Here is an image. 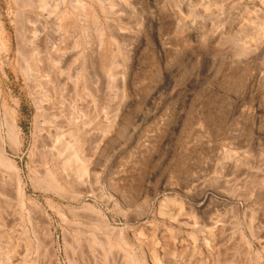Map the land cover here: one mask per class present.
Masks as SVG:
<instances>
[{
  "label": "rangeland",
  "instance_id": "1",
  "mask_svg": "<svg viewBox=\"0 0 264 264\" xmlns=\"http://www.w3.org/2000/svg\"><path fill=\"white\" fill-rule=\"evenodd\" d=\"M27 1L0 0V118L22 129L27 197L0 166V264H264V0H81L103 41ZM58 45L67 89L46 77ZM80 137L88 176L57 155L46 174L43 140Z\"/></svg>",
  "mask_w": 264,
  "mask_h": 264
},
{
  "label": "bare ground",
  "instance_id": "2",
  "mask_svg": "<svg viewBox=\"0 0 264 264\" xmlns=\"http://www.w3.org/2000/svg\"><path fill=\"white\" fill-rule=\"evenodd\" d=\"M22 1V0H21ZM24 5L26 4L27 0H24ZM17 2V1H16ZM29 1H27L28 3ZM36 3V2H35ZM21 4V3H20ZM19 5V4H18ZM21 5V6H22ZM32 4L30 3L29 6H31ZM59 5L63 6V9L59 8ZM26 6V5H25ZM26 6V9L28 8ZM33 7H36L33 5ZM38 9L39 12H41V14L47 12L49 14V17H52L54 19V26L52 27V29H54L55 32L59 33V34H63L65 36L66 39H73L75 37V34H77L78 36V41L80 40V37L82 36V33L84 35V33L86 32L85 28V23L84 22H89L91 21L92 24H94L95 27L97 28V32L99 35V38L102 37L103 41V36H104V28L101 26V21H100V17L98 14V11L94 9V7H91L90 5H87L86 3H84L81 0H38ZM102 9V8H101ZM108 9V8H107ZM29 10V8H28ZM37 13V12H36ZM34 14V13H33ZM46 15V13H45ZM39 16V15H38ZM43 16V15H41ZM40 16V17H41ZM48 16V15H46ZM42 18V17H41ZM51 18V19H52ZM42 19H46V18H42ZM50 20V19H49ZM41 21V20H40ZM47 21V19H46ZM43 22V21H42ZM44 23V22H43ZM105 24V23H104ZM45 25V23H44ZM48 25V24H46ZM21 26V25H20ZM78 26L80 27L81 30V36L80 34L76 33ZM23 29H25V27L22 25ZM48 27V26H47ZM46 27V28H47ZM44 28V29H46ZM49 29V28H48ZM51 29V28H50ZM22 30V29H21ZM20 32V30H18ZM27 31V30H26ZM47 31V30H46ZM22 33V32H21ZM20 33V34H21ZM45 33V32H44ZM49 33V32H48ZM47 34V33H45ZM24 35V34H23ZM49 35V34H47ZM74 35V36H73ZM86 35V34H85ZM25 36V35H24ZM38 36V35H36ZM46 36V35H45ZM97 36V35H96ZM50 37V36H49ZM48 37V38H49ZM19 38V37H18ZM22 39H24L21 36ZM29 38V37H28ZM34 38V37H33ZM41 38V37H40ZM39 38V40H40ZM64 38V39H65ZM85 38V37H84ZM82 38V39H84ZM20 39V38H19ZM45 39V38H44ZM63 39V40H64ZM46 40V39H45ZM48 40V39H47ZM19 41V40H18ZM21 41V40H20ZM30 41V40H29ZM43 39H42V44H43ZM81 41V40H80ZM85 41V40H84ZM82 41V43L84 42ZM33 42V41H32ZM76 42V41H75ZM74 42V43H75ZM35 43V41H34ZM102 43V42H101ZM21 44V42H20ZM66 44V43H65ZM108 44V43H107ZM106 44V45H107ZM29 44H27L26 46H28ZM60 45V44H59ZM59 45L55 48H53L54 53L58 56H60L59 58L56 59H52L51 56H49L48 59V63L51 66V70L50 73L46 76L48 82L53 85V86H62L63 88H65L67 86V84H65V82L63 81L62 77L64 76V72H62L60 70V68L58 67V64L65 63V65L67 66L69 64V62L66 61V58L69 57V54L66 57L65 51L66 49H63V47H59ZM82 44L79 45V43L74 46L76 47V49H81L80 46ZM84 45V44H83ZM82 45V46H83ZM101 45V44H100ZM43 46V45H42ZM50 46H52L50 44ZM85 46V45H84ZM21 47V46H19ZM40 47V45H39ZM103 47V46H102ZM24 48V47H21ZM21 48L19 49L20 55H22L21 57H24V60L26 59V53L25 55L22 54V52H24L25 50L21 51ZM46 48V47H45ZM110 48V47H109ZM75 49V48H74ZM75 49V50H76ZM27 51V49H26ZM25 51V52H26ZM40 53L41 50L38 48V50L34 49V52ZM36 53V54H37ZM84 53V52H82ZM54 54V56H55ZM35 55V54H34ZM83 55V54H82ZM85 55V54H84ZM117 55V54H116ZM36 56V55H35ZM37 57V56H36ZM66 57V58H65ZM54 58V57H53ZM86 58V57H85ZM38 59V58H37ZM70 59V58H69ZM72 59V58H71ZM22 62V61H20ZM38 62V60H37ZM71 62V61H70ZM33 63V62H32ZM71 64V63H70ZM69 64V65H70ZM84 64V63H83ZM111 64V63H110ZM23 66V67H22ZM21 69L23 71L24 76L26 77V80L28 79V81L34 79V68L32 67V65L30 63H25L24 65L22 64ZM71 66V65H70ZM41 67H39L40 69ZM64 68V67H63ZM67 68V67H66ZM66 68H64L65 70H67ZM42 69V68H41ZM40 69V70H41ZM69 69V68H68ZM84 69V66H83ZM70 70V69H69ZM42 71V70H41ZM40 71V72H41ZM68 71V70H67ZM82 72V70H81ZM94 72V70H93ZM42 73V72H41ZM97 73V72H96ZM87 75V74H86ZM85 74L83 75L82 73H78L77 74V78L78 79H84L83 76L87 77ZM66 76V75H65ZM64 76V78H65ZM68 76V75H67ZM71 77V76H70ZM76 78V77H75ZM112 78V77H111ZM74 79V78H72ZM71 79V80H72ZM76 79V81L78 80ZM81 80V81H82ZM68 81V79H67ZM79 81V80H78ZM87 81V80H86ZM85 81V82H86ZM73 82V81H72ZM75 82V81H74ZM35 83V82H34ZM67 83V82H66ZM79 83V82H78ZM77 83V84H78ZM88 83V82H87ZM89 84V83H88ZM40 85V84H39ZM69 85V84H68ZM37 88V87H36ZM53 88V87H51ZM87 88V87H86ZM38 89V88H37ZM67 89V88H65ZM60 90V89H59ZM39 91V89H38ZM63 91V90H62ZM42 93V92H41ZM61 96V95H60ZM41 99L46 100L47 95H42ZM48 101V100H47ZM43 107V106H42ZM42 107L39 106V115H42L40 113H42L43 111H45L44 109L42 110ZM46 114V113H45ZM9 117V116H8ZM7 116H5V118L3 120H1L0 118V166L6 167L8 168L17 178H18V187L20 194L22 195V198L25 199V191L23 189V179H22V169L20 168V165L17 161V157H20L21 152H22V144H21V134H22V129L18 126V123L11 119L10 117L8 118ZM57 119V118H56ZM47 120V119H46ZM51 120V119H50ZM49 121V120H47ZM53 121V120H52ZM50 122V121H49ZM44 123V122H43ZM47 123V122H46ZM61 125V124H59ZM43 127V126H42ZM59 128V127H58ZM60 129V128H59ZM42 130V129H41ZM59 133V131H58ZM79 134V132H77ZM60 134V133H59ZM63 134V133H61ZM60 134V135H61ZM93 134V133H92ZM52 135V134H51ZM64 135V134H63ZM62 135V136H63ZM94 135V134H93ZM46 136V135H45ZM44 136V137H45ZM56 136V135H55ZM54 136V137H55ZM60 136V137H62ZM91 136V135H90ZM97 136V135H96ZM59 137V139H60ZM83 137V136H82ZM88 137V136H87ZM58 138V137H56ZM76 138V136H75ZM84 138V137H83ZM92 138V137H91ZM53 139V138H51ZM87 139V138H86ZM85 139V142H86ZM99 139V138H98ZM55 141V140H54ZM62 141V139H61ZM71 141V140H70ZM74 141V140H73ZM76 141V140H75ZM74 144L71 143H67V142H63L62 144V148H58L60 146L57 147L58 142H55L56 144L51 143V140L49 141L48 138H45V140H43L42 144H41V153H42V157H40V161L39 163L41 164L42 168L45 170L46 174L50 173V170L48 169V165L51 162V159L53 157H55L56 155L59 158H63L65 159L66 164H68L70 167H75L74 169L77 172V175L80 178H84L88 173L87 167H85L86 164V156L84 158L83 153H82V149H81V137L80 140L77 139V141ZM91 142V141H90ZM73 143V142H72ZM98 142H95V144ZM59 145V144H58ZM93 146V145H92ZM9 150L11 151V153L14 156H11V154H9ZM95 150V148H94ZM85 151V150H84ZM95 152H97L95 150ZM39 153V155L41 154ZM41 156V155H40ZM59 160V159H58ZM63 161V160H62ZM61 161V162H62ZM60 162V161H59ZM89 162V161H88ZM58 163V162H57ZM73 170V169H72ZM44 171H42L43 173ZM71 172V171H70ZM8 175V174H7ZM88 176V175H87ZM10 178V177H9ZM49 178V177H48ZM12 179V178H11ZM77 182V181H76ZM7 193V192H6ZM6 195V194H5ZM10 198V197H9ZM27 198V197H26ZM1 205V204H0ZM7 206V205H6Z\"/></svg>",
  "mask_w": 264,
  "mask_h": 264
}]
</instances>
